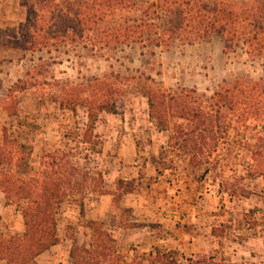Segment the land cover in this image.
<instances>
[{"label": "rangeland", "instance_id": "374dc122", "mask_svg": "<svg viewBox=\"0 0 264 264\" xmlns=\"http://www.w3.org/2000/svg\"><path fill=\"white\" fill-rule=\"evenodd\" d=\"M153 1L137 0L135 10L114 13V20L138 19ZM66 6L0 0V145L5 135L18 146L17 164L1 169L28 178L54 162L66 176L71 167L79 172L56 207L58 243L34 262L71 264L73 241L92 249L88 222H94L112 238L108 247L121 264H166L160 256L167 252L176 264H264V175L252 161L263 156L264 170V122H239L222 110L217 148L189 170L187 157L169 147L168 133L150 119L146 100L149 89L191 91L209 108L223 84L257 82L264 57H249L242 43L226 50L217 35L166 48L107 43L87 31L73 35L57 17ZM24 33L38 36V49H18L27 44ZM102 79L114 89L117 110L99 113L88 136L86 109L76 105L72 112L66 103L88 98L92 81ZM241 189L247 198L230 195ZM26 205L6 201L0 188L2 238L21 236ZM213 228L220 237L211 235Z\"/></svg>", "mask_w": 264, "mask_h": 264}, {"label": "trees", "instance_id": "16d2710c", "mask_svg": "<svg viewBox=\"0 0 264 264\" xmlns=\"http://www.w3.org/2000/svg\"><path fill=\"white\" fill-rule=\"evenodd\" d=\"M60 1L67 6L58 9L57 17H62L61 27L71 29L73 35L82 36L87 31L107 43L152 44L165 48L175 41L193 44L217 35L222 38L226 50L232 44L242 43L249 57H264V0H155L141 8L140 18L129 22L121 16V21L116 22L114 13L126 9L135 10L137 0ZM31 10H28L29 13ZM70 14H73V18L69 17ZM64 35L68 37L67 32ZM22 36L23 44H27L18 46V49H38V36L31 33ZM13 38L16 39V36ZM42 38L48 39L46 35ZM68 39L72 41L74 37ZM90 87L88 98L66 103L72 112L76 105L86 109L87 126L84 134L88 136L92 134L93 123L99 113L115 114L117 110V103L111 98L114 91L111 84L105 79L93 80ZM146 100L150 119L155 122L158 130L168 133L169 147H177L187 157L189 170H194L206 160L204 157L208 152L217 148L221 119L218 114L222 110L228 116L237 117L239 122L244 118L264 122V64L262 77L257 82L238 80L230 86L223 84L212 97L213 104L209 108H204L191 91L168 93L165 90L149 89ZM223 129L226 132L227 126ZM17 147L4 135L0 145V188L6 201L27 202L21 211L23 232L19 237L8 239L0 235V261L6 264H36L34 260L37 256L58 243L56 207L66 191L76 184L79 172L71 167L66 176L65 170L53 169L54 162H51L39 176L19 178L7 174L1 168L17 160ZM262 158L257 154L252 161L256 170L264 175L260 165ZM223 185L227 188L228 183L224 182ZM230 195L247 198L249 192L241 189ZM262 223L264 225V218ZM88 225L92 228V249L80 247L73 241L69 253L71 264H121L122 258L114 252L113 246L108 247L113 243L110 235L94 222H88ZM216 231L213 228L211 235L220 237ZM160 258L170 261L166 264H176L168 252Z\"/></svg>", "mask_w": 264, "mask_h": 264}, {"label": "crops", "instance_id": "0c3cea01", "mask_svg": "<svg viewBox=\"0 0 264 264\" xmlns=\"http://www.w3.org/2000/svg\"><path fill=\"white\" fill-rule=\"evenodd\" d=\"M127 196H130V195H127ZM132 199H133V198H130V200H128V201L131 202ZM142 204H143V203H142ZM139 205H141V203H140ZM130 207H134V204L132 203V204L130 205Z\"/></svg>", "mask_w": 264, "mask_h": 264}]
</instances>
